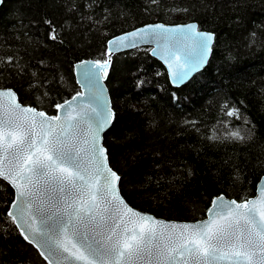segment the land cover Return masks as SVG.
I'll use <instances>...</instances> for the list:
<instances>
[{"label": "trees", "instance_id": "16d2710c", "mask_svg": "<svg viewBox=\"0 0 264 264\" xmlns=\"http://www.w3.org/2000/svg\"><path fill=\"white\" fill-rule=\"evenodd\" d=\"M152 22L214 33L210 61L177 88L149 47L112 57L115 119L104 145L132 206L196 221L220 195L254 197L264 176V0H4L0 88L56 115L81 91L77 63L107 58L111 38ZM231 108L240 118L226 115ZM0 185V264H47L10 222L14 189Z\"/></svg>", "mask_w": 264, "mask_h": 264}, {"label": "snow or ice", "instance_id": "6c2138e0", "mask_svg": "<svg viewBox=\"0 0 264 264\" xmlns=\"http://www.w3.org/2000/svg\"><path fill=\"white\" fill-rule=\"evenodd\" d=\"M215 39L195 23L147 25L115 37L107 58L76 66L85 92L55 105L63 115L24 106L15 91L0 88V180L14 189L7 216L47 264H264V178L254 198L214 199L207 219L165 222L121 197V176L109 167L102 143L115 118L100 84L113 46L155 43L152 54L178 85L207 63ZM226 115L240 118L237 108ZM229 135L245 139L239 130Z\"/></svg>", "mask_w": 264, "mask_h": 264}, {"label": "water", "instance_id": "95a60500", "mask_svg": "<svg viewBox=\"0 0 264 264\" xmlns=\"http://www.w3.org/2000/svg\"><path fill=\"white\" fill-rule=\"evenodd\" d=\"M2 4H3V3H2ZM2 4H0V6H2ZM189 23H195V24H197L196 22H187V23H181V24H178V23H177V24H170V23H164V22H152V23H147V24H144V25H142V26H140V27H137V28H135V29H132V30H130V31H127V32H124V33H122V34L116 35V36H114L113 38H111L110 40L114 39L115 37H118V36L124 35V34H126V33H128V32H132V31H134V30H136V29H139V28L145 27V26H147V25L164 24V25L167 26V27H175V26H177V25H185V24H189ZM197 25H198V24H197ZM198 27H199V26H198ZM199 30H200V29H199ZM201 31H205V30H201ZM206 32H210V31H206ZM110 40H109V41H110ZM138 44H139L138 47H149V48H151V49L157 47V45H156L155 43H149V42H140V41H138ZM213 45H214V42H213ZM213 45H212V51H213ZM108 47H109V44H108ZM138 47H137V48H138ZM113 48H114V53H113V55L111 56V66H112V57H114L116 54L135 49V48H124V49H120V50H115V46H113ZM151 54H152V52H151ZM152 55H153V54H152ZM211 55H212V52L210 53V55H209V57H208V61H207V63H206V64H205V65H204L199 71L193 72L189 79H187L184 83H181V84H178V85H177V84H174V83L172 82V79H171V77H170V75H169V70H168V68H167V65L164 63V61L161 60V59L159 58V56H154V55H153V56H154L155 58H157V59H158L163 65H164V67H165V69H166V71H167V73H168V76H169V79H170L171 84H172L174 87H177V88H178V87H182V86H184L185 84H187V83H188V82H189V81H190V80H191L196 74H198L199 72H201L202 70H204V69L207 67V65H208V63H209V61H210ZM83 61H95V60H94V59H87V60H83ZM81 62H82V61H81ZM81 62H79V63H81ZM79 63H77L76 66H77ZM111 66L109 67L108 72L110 71ZM76 79H77V81L81 79V76H80V70H79L77 67H76ZM106 80H107V78H104V77H103V73H100V84L102 85L103 88L106 89V91L104 92L103 95H104V97L110 102V106H111V108H112V111L114 112L113 102H112V98H111V95H110L109 88H108V86H107V84H106V82H107ZM78 84H79L80 87H81V84H80V83H78ZM3 89H8V88H3ZM10 89H12V88H10ZM12 90L14 91V89H12ZM80 92H85V89L81 87V91H80ZM16 94H17V93H16ZM70 99H71V98H70ZM17 102L21 103V104L24 105V106L34 107V106L29 105V104H25V103L21 102L20 99H19V97H18V95H17ZM35 108H36L38 111H44V110L38 109L37 107H35ZM44 112H45V111H44ZM45 113H46V115H48V116H54V115H50V114H48L47 112H45ZM114 113H115V112H114ZM56 115H63V113L60 112V111L58 110V112H57ZM114 119H115V118H114ZM114 119H113V121H112V124H113V122H114ZM112 124H111V126H112ZM111 126H110L108 129H106V131L102 134V143H103V144H104V136H105V134L109 131V129L111 128ZM104 147L106 148L105 145H104ZM108 164H109V167H112L111 164H110L109 156H108ZM112 168H113V167H112ZM113 170L116 171L114 168H113ZM118 175H119V174H118ZM262 178H264V176H263ZM262 178H261V180H262ZM261 180L259 181L258 184L261 183ZM262 186H264V185H262ZM119 189H120V195H121V197L125 200V202L129 205V207L133 208L135 211H138V212H140V213H142V214H145V215H148V216L154 217V218H156V219H158V220H162V221H165V222H174V223L182 224V223H195V222H199V221H201V220L207 219V217H208V213H207L206 217H204L203 219H200V220H196V221H176V220H169V219H165V218L157 217V216H155V215H153V214H151V213H148V212H145V211L139 210V209L135 208L134 206H132V205L128 202V200L125 198V196L123 195V193H122V191H121V188H120V182H119ZM256 194H257V193H256ZM220 196H223V197L225 198L226 201H228V200H235V199L229 198V197H227V196H225V195H220ZM220 196H218V197H220ZM255 196H256V195H255ZM255 196H254V197H255ZM254 197H252V198H254ZM216 198H217V197H216ZM216 198H215V199H216ZM236 201H237V200H236ZM237 202H238V201H237ZM11 210H13V209H11Z\"/></svg>", "mask_w": 264, "mask_h": 264}]
</instances>
